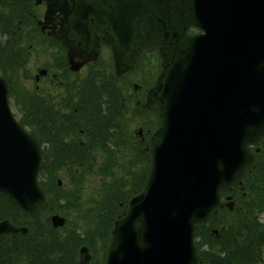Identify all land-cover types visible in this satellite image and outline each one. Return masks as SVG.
<instances>
[{"label":"water","instance_id":"water-1","mask_svg":"<svg viewBox=\"0 0 264 264\" xmlns=\"http://www.w3.org/2000/svg\"><path fill=\"white\" fill-rule=\"evenodd\" d=\"M44 1V21L57 19L50 34L73 69L74 57L95 59L101 44L116 75L146 51L159 56L143 103L159 123L148 140L146 183L114 220L105 264H198L196 223L233 209L222 192L243 182L257 162L259 149L249 146L264 138V0ZM7 93L0 77V195L33 214L45 197L41 152L12 116ZM50 221L65 223L57 214ZM18 232L27 229L0 221V241ZM90 258L81 247L78 264Z\"/></svg>","mask_w":264,"mask_h":264},{"label":"trees","instance_id":"trees-1","mask_svg":"<svg viewBox=\"0 0 264 264\" xmlns=\"http://www.w3.org/2000/svg\"><path fill=\"white\" fill-rule=\"evenodd\" d=\"M33 14V0H0V75L7 80L10 97L21 113L19 121L38 138L43 119L76 120L81 125L68 123L65 130L84 129L86 142L57 144L60 155L48 157L40 172V187L47 198L32 216L0 196V220L7 218L28 228L26 234L8 235L1 241L0 264H77L81 245H87L94 254L99 251L92 264H103L114 219L145 182L146 153L142 145L129 142L111 76L107 81L93 78L80 87L77 109H71L70 116L65 117L48 108L41 111L33 94L15 88L18 71L28 57L22 42L30 43L39 35L33 26ZM106 120L122 123H103ZM56 132L65 133L61 128ZM51 140L59 141L56 137ZM62 167L67 170V188L56 182L54 171ZM89 181L95 182L97 189L95 196L85 199L82 191ZM232 194L236 203L232 212L221 211L208 224L197 225L195 245L200 264H264V220L260 218L264 213V140L243 191L235 189ZM51 212L66 217L64 227H51ZM222 225L225 229L220 238L210 234L211 228Z\"/></svg>","mask_w":264,"mask_h":264},{"label":"flooded vegetation","instance_id":"flooded-vegetation-1","mask_svg":"<svg viewBox=\"0 0 264 264\" xmlns=\"http://www.w3.org/2000/svg\"><path fill=\"white\" fill-rule=\"evenodd\" d=\"M103 49H101L102 51ZM59 53L61 52L59 49L57 50ZM44 50H42V54H44ZM97 62V61H96ZM95 62V63H96ZM94 62H86L79 71L74 72L71 71L69 69V66L67 64V62L65 61H55V59L53 60L52 64H51V69L53 70L52 72V78L51 80H49V83L53 86H55L57 88L56 92L53 94V97H51V95L49 93H46L47 90H44V92L41 95V109L42 111L45 110L44 108H48V109H52L54 110V112H58L59 114H61V116H70V109L72 108L74 111H76L77 107L76 105V101L73 97L74 93L76 90H78L80 87L79 86H83L86 83H90L91 80L93 78H103L108 76V67L105 66V71L101 72L100 69H98L99 63L95 64ZM86 70V71H85ZM48 71V70H47ZM85 71V74L82 76V78L79 77V73ZM48 75V74H47ZM46 75V76H47ZM45 77L41 78V80H44ZM45 82V81H44ZM86 82V83H85ZM46 83V82H45ZM47 85V83H46ZM140 90H141V86H140ZM146 88L143 90V97H144V92H145ZM77 100H80V94L77 95ZM139 103V99L135 100V104ZM116 115L119 116V113H116ZM68 123H74L81 125V123H78V121L76 120H69L66 118L60 119V120H54V121H49V120H42V123H40L41 126V131L44 137L47 136L48 133H52L55 130L58 129H62L63 131H65L66 127L69 128ZM103 123H121V122H116V121H109L106 120ZM144 123H151V120H149L148 122H144ZM70 132H73L72 130H69ZM80 133H83L82 129H79ZM148 129L142 131V136L139 135L137 136L139 139V142H142L146 145V141L148 139L149 134L148 133ZM74 136L72 137V140H74ZM79 142L82 143L81 139L78 138ZM60 143L59 144H66V142L68 141L67 137H61L59 138ZM42 148L44 149L46 154L51 153L50 151V144H48L47 142L45 143L44 141H42ZM58 144V145H59ZM45 145H49L50 147L47 148L45 147ZM59 147L56 148V150H58ZM56 151H54L55 153ZM63 154V153H62ZM60 154H57L56 152V156H58Z\"/></svg>","mask_w":264,"mask_h":264},{"label":"rangeland","instance_id":"rangeland-1","mask_svg":"<svg viewBox=\"0 0 264 264\" xmlns=\"http://www.w3.org/2000/svg\"><path fill=\"white\" fill-rule=\"evenodd\" d=\"M43 11H44L43 5H41L37 8V12H39L40 15L43 14ZM107 55H108L107 51H105V50L102 51L101 56L104 59H107ZM46 58H47L46 56H42L40 53H38L37 50H33L31 52V56H30L28 64H27V71L31 75V77H33L35 75V73L37 72V69L44 66L43 64L47 61ZM147 63H148V59L143 64H141L137 68L136 71H134L133 73H131L129 75L124 76L122 79H120L118 81V86L121 87V89L123 91V95L130 98V102H132L131 101V94L133 92L132 91V84L133 83H137V84L143 83V81H142L143 73L148 72V69H149L147 67ZM150 67H151V69H153L152 66H150ZM85 71L79 73L80 78H82V76L85 74ZM20 82L22 84H24L27 89H32L34 87L32 81L30 79L24 80L21 78ZM47 82H48V80L46 81V83ZM42 83H43V81H42ZM42 83L40 85H42V87L45 88L46 90L48 89V90H51L52 92L55 91L52 86H48V84L46 85V83H43V84ZM10 107H11V110H12L13 114L15 115V117L17 119L20 118V113L17 110V108L15 107L12 100H10ZM127 108H128L127 115L124 118V120H125V123H127V129L129 131V134H133V131L135 129H137V127H139L140 125L144 124L145 121L143 120L142 116L139 115L138 112H137V114L134 113V111L132 110L131 104H129ZM57 175H58L57 178H59L64 183V184H62V186L64 188H67V177H66V175H64V173H62V174L58 173ZM94 185H95V182H92V181H89L84 185L82 192H83V196L85 199H89V198L95 196V191L97 188H95ZM260 217L262 220H264V214H262ZM90 252L92 254V259L95 258L96 255L99 253V251H98V253L96 252L95 253L96 255H95L94 253H92L91 250H90Z\"/></svg>","mask_w":264,"mask_h":264}]
</instances>
